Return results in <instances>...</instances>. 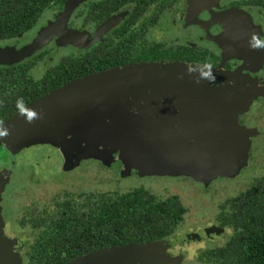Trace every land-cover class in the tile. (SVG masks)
I'll list each match as a JSON object with an SVG mask.
<instances>
[{"label":"rangeland","instance_id":"rangeland-1","mask_svg":"<svg viewBox=\"0 0 264 264\" xmlns=\"http://www.w3.org/2000/svg\"><path fill=\"white\" fill-rule=\"evenodd\" d=\"M220 1L210 0L208 3H202L197 7L198 13L204 10H207L209 14L210 11H216L217 7L214 4H218ZM242 12L232 9L222 14V20H225L222 24L227 27H237L248 22V25L244 26L247 30L248 28L249 30L250 28H255L248 35L247 40L243 42L244 51L242 54L250 56L249 46L251 48L262 46L261 37L263 29L254 25L253 17L247 13L242 15ZM185 14L184 24L192 16H195L194 12H191L189 9H186ZM222 31L224 34L226 33L225 30L222 29ZM99 34L100 31L96 34L94 41H98L103 37ZM87 38H89L87 34L84 36L74 33L60 38L58 45L78 46L80 41H85ZM228 38V36L221 37L222 40H227ZM97 41L89 42L86 48H89ZM152 89L151 80L142 78L118 84L115 87H110V89L104 88L99 91V95L105 98L107 95L124 94L125 91L140 92ZM240 101L241 99L237 100L238 103L236 105H231L226 109V115L229 119L237 112L236 118L239 134L237 133L235 138L238 146L233 147L231 150L222 147L220 150L206 149L207 151H203L205 152L203 155L206 156H219V159L223 160L227 165L236 161L235 157L238 155L237 153L245 155L246 151V163L233 177L222 175L212 178V176L206 173L192 170H188L190 174H194L191 176H186L187 174L177 176L147 174L145 168L154 160L164 159L167 162L171 160L178 164L173 163L176 169H183L184 164L185 167L192 164L189 159H186L189 153L193 156H203L195 146L188 149L180 145L176 150L168 149L164 151H161L159 147H152L156 141L170 142V133L174 132V128H167L154 122L151 123L149 118L154 117V114L150 112L138 115L133 120L124 121V129L129 130L127 136L122 135L118 124V119L125 114L124 110L121 111L118 108L120 105H104L112 109L107 114H104V116L101 115L102 112L98 111V109L89 114V110L83 102L77 105L76 109L68 115V118L57 117V112H53L39 121V123L45 124L40 127L41 133L39 134L43 141L37 144L33 142L31 145L32 149L30 148L19 154L23 148H26L22 136L12 138L6 145L5 143L0 145V147L7 146V149L14 155L18 153V156L14 159L15 169L18 170L16 172V180L9 191L10 198L13 197L14 192L17 193L20 184L23 186V198L18 197V203L15 201L16 199L10 202V212L13 215H17L25 210H30L32 207L39 208V204L41 205L40 208H43L45 205L46 207H51L52 203L50 206L48 205L51 200L61 202L67 198L66 196L77 197L80 194L113 191L123 193L137 187H144L160 199H166L171 195H178L184 206L188 209L185 225L178 230L173 239V243L178 250L176 253H173L174 255L169 254L167 251L163 257L160 254L156 256L157 258L149 260V262L150 264H181L185 255L184 264H198L195 260L196 256L199 250L205 248L206 244L194 240L188 242L186 240L187 235L191 234V232H198L199 229L208 226H213L211 232H218L219 229L215 227V215L219 211V205L230 198L238 196L253 185L256 180L264 177V97L255 98L251 96L247 100L249 103ZM125 103L127 108L130 106V109L139 106L137 105L139 101L136 102V105H132L128 101ZM248 111H251V113L247 118V123L250 122L251 126L258 127L257 132L251 129L247 130L246 127L239 123V117L248 114ZM179 131L184 136H188L183 131ZM37 132V126L33 127V130L27 136H34ZM211 134L215 140L222 138L221 143L227 138L226 135H218V137L214 133ZM252 134L256 136L252 137ZM74 136H77L76 139L73 138ZM185 138L194 139L193 136L184 138L176 136L173 140L184 142L187 140ZM104 139L113 141L115 149H96L94 153L91 152V157H87L88 151L84 149L86 145L90 141L98 144L104 141ZM51 140H56V143L53 145ZM244 142L245 150L243 147ZM99 153H109L112 155L111 159L105 161L106 167L111 166L115 159L114 156L118 157L117 162L123 168L121 176V171L118 172L120 169L118 165V170L112 168V170L107 172L95 163H87L89 160L100 161L101 159L97 157ZM6 160L8 159L0 149V161L5 163ZM188 161L189 163H187ZM202 163L205 164L204 161ZM0 208L2 209V207ZM11 213L0 217V264H16L17 262V256L7 249L11 241L4 234L5 231H3L4 225L6 227V220L10 217ZM4 217H7L5 221ZM23 235H20L19 238L30 243L31 238H27L25 234ZM230 236L231 233L227 232L224 233V237H221L220 240L217 239L218 242H223L218 244V247L225 245V241ZM160 244H163L161 247L165 248V250L168 248L164 242ZM146 264L149 263L147 262Z\"/></svg>","mask_w":264,"mask_h":264},{"label":"trees","instance_id":"trees-1","mask_svg":"<svg viewBox=\"0 0 264 264\" xmlns=\"http://www.w3.org/2000/svg\"><path fill=\"white\" fill-rule=\"evenodd\" d=\"M65 1L0 0V40L14 38L33 29L42 12L52 7H62ZM160 1L162 0L93 2L89 4L85 21L103 22L111 14L130 4L136 5L138 9L156 5ZM256 4L264 7L262 1ZM80 16L83 14L80 13ZM132 16L120 29L127 26ZM157 20L153 19L152 23ZM109 42L113 44L111 38L104 43ZM105 44L95 49L93 55H87L86 61L64 60L54 68V73L48 74L39 82L27 75H24L23 80H17L12 70L17 67L0 70V124L20 112L16 107L17 99H23L25 109L64 85L112 68L114 64L108 63L117 58L118 54L111 52L110 47L106 51ZM106 54L110 56L107 57ZM130 56L134 54L125 55V63L155 58L146 53H141L138 58ZM33 62L25 67L31 69L36 63ZM71 63L72 70L68 67ZM63 67L67 69L65 72ZM66 197L61 202L56 201L57 210L52 215L47 210L31 213L29 224L34 229L42 230L27 252L28 264H67L102 249L154 244L172 237L188 212L177 195L164 200L143 187L124 194L89 193ZM218 220L221 225L232 229L233 235L223 247L202 252L198 259L201 264H264V177L223 203Z\"/></svg>","mask_w":264,"mask_h":264},{"label":"flooded vegetation","instance_id":"flooded-vegetation-1","mask_svg":"<svg viewBox=\"0 0 264 264\" xmlns=\"http://www.w3.org/2000/svg\"><path fill=\"white\" fill-rule=\"evenodd\" d=\"M106 1L108 0H88L84 2L75 10L74 13H72L67 22L61 24H58V20L65 9L67 0L62 7H52L50 9H46L36 20V25L33 29L26 30L25 32L18 34L14 38H6L0 40V50L19 51L25 49L32 43H34V41L39 38L41 33H44L45 30L50 29L51 26H54L56 24L57 27H54V29L52 30L51 39L49 40V42L35 51L32 56L18 63H13L12 65H0V70H10V68L17 67L16 69H12L13 73L15 74L13 76L16 77L17 80H23L24 75H27L30 76L35 82H39L48 74L54 73V68L60 66L64 60L68 62L69 60L86 61L85 57L87 55H93L95 49H97L99 46L104 45L106 39L111 38V40H113V44L111 42L105 44V50L107 51L108 47H110L109 50H111V52L114 51L116 54H118V56L117 58H114V60H112L110 63H108V65L114 64V66L112 68H108L107 70L149 62L179 61L188 63H200L218 68L223 67V69L230 73H234L244 77H250V79L252 80H257L264 83V7L256 4V2H264V0H221L218 4H214L217 9L216 11H210V14L207 12V10H204L202 12L200 11V13H198L197 9V7L202 3H208L210 0H162L158 4L149 7L146 6V8L140 7L137 9L136 5L130 4L111 14L103 22L93 21L89 23L90 21H85V17L88 14L89 4L93 2ZM186 9H189L191 12L193 11L195 16H192L191 19L186 24H184ZM232 9L243 11L242 15H245V13L249 14L251 17H253L252 19L254 25L263 29L261 37L262 46H258L256 48H251L249 46L250 56H245V54H242L244 51L243 42L247 40L248 35L255 28H250V30L248 28L247 30V28H245L244 26H247L248 22L237 27H227L222 24L225 21L222 20V14ZM80 13H82L83 16H80ZM131 16L133 18L127 24V26L123 29H120ZM113 18H118V22L108 32H105V25L110 19ZM155 18H157L158 20L155 23H152L153 19ZM222 29L225 30V34ZM74 31L84 36L87 34L89 38H87V40L85 41H80V44L78 46L58 45V41L60 40V38H62L63 36L66 37L67 35L70 36ZM99 31V35H102L103 37H101L98 41L95 40L97 41L96 43L92 44L89 48H86V45L89 42H95L94 39H96V34H98ZM226 36L229 37L227 40L221 39V37ZM131 37H133L132 40ZM123 38H125V41L123 40ZM170 51L173 53H171ZM262 51L263 53H261ZM141 53H146L147 55H149V57L155 58H149L131 64L125 63V55L134 54V56L130 57L138 58ZM153 53H155L156 55L153 56ZM106 56L109 57L110 55L106 54ZM31 61H34L33 63H36L31 69H27L25 66L28 65ZM20 66L23 67L20 68ZM68 67H70V70H72L73 64L71 63ZM62 70L65 72L67 69L63 67ZM107 70H103L88 76H92ZM5 76L8 77L7 74H5ZM1 110L2 106L0 100V111ZM18 113L13 115L8 120L2 122L0 125L8 122ZM250 113L251 111H248V114L242 117L240 116L239 123L242 126L246 127L247 130L251 129L252 131L257 132L258 127L251 126L250 122L247 123V118L249 117ZM255 136V134H252V137ZM30 148L31 146L23 148L19 152V154H22L24 151H27ZM0 149L8 159L5 163L0 161V207H2V209L0 208V217H3L6 216V214L8 215L9 213H11L10 202L16 199L15 201H17L18 203V197L23 198V186L22 184H20L17 193L14 192L13 197L10 198L9 191L16 180V172L18 170L15 169L16 165L14 163V159L18 156V153L14 155L7 149V146H2L0 147ZM114 157L115 159L109 167H106L103 162L95 160H89L87 163H95L97 166L107 172H109V170H112V168L118 170L117 165L120 167L119 163L117 162L118 157ZM122 171L123 168L120 167V169L118 170V172H120V176L122 174ZM134 189L123 193L119 191L113 192L124 194ZM56 201L57 200H51L48 203L49 206L52 203L51 207H46L45 205L43 206V208H40L41 205L39 204V208L32 207L30 210H25L20 214L18 213L17 215H13L11 213L8 219L7 217H4V221L6 219L7 220L6 227L4 225L3 231H5L4 234L6 235V237L10 238L9 240L11 241V243L7 246V249L11 250V252L17 256L16 264H28L27 252H29L32 245L35 243L37 236L41 234V228L34 229L29 224V221L31 220V213H33L34 211L41 212L43 210H47L50 215H52L57 210ZM226 201H224L223 203H225ZM222 204L219 205V211L215 215V227L219 229V233L211 232L213 226H208L199 229L198 232H191V234L189 233L190 236L188 234L186 237V240H188V242L190 240H194L206 244L205 248H203L204 250H199L198 255L196 256L195 260L198 264H201L198 259L202 252L224 246L223 245L218 247V244L223 242L217 241V239L220 240L221 237H224V233H231V236L225 241L226 243L231 239L233 235V230L221 225L218 220V217L220 215V206ZM186 215L183 218V223L178 227L177 231L172 237L157 242H164L165 244H167L166 247L168 248L165 250L166 253L168 251L169 254L174 255L173 253L177 252L178 249L175 247L173 239L175 238L178 230L184 227L186 222ZM23 234H25L27 238H31L30 243H27L19 238L20 235L24 236ZM3 246L5 245L3 244ZM19 258L21 259V262L19 261ZM184 263L185 255L183 256V262L181 264Z\"/></svg>","mask_w":264,"mask_h":264},{"label":"water","instance_id":"water-1","mask_svg":"<svg viewBox=\"0 0 264 264\" xmlns=\"http://www.w3.org/2000/svg\"><path fill=\"white\" fill-rule=\"evenodd\" d=\"M86 1L88 0H67L58 24L67 22L72 13ZM117 22L118 18L110 19L105 25V32L113 28ZM54 27H57L56 24L41 33L39 38L25 49L19 51L0 50V65H12L32 56L35 51L49 42ZM74 33L77 32L74 31ZM142 78L151 80L152 90L125 91L124 94L107 95L105 98L99 95V91L104 88L110 89V87H115L118 84ZM251 96L255 98L264 97V83L252 80L250 77L230 73L223 67L179 61H158L120 67L76 80L35 101L26 107L23 113H18L8 122L0 125V131L7 130L6 135L0 136V145L4 143L6 145L12 138L18 136H22L25 147L31 146L33 142L36 144L42 142L43 140L39 136L40 127L45 124H41L39 121L53 112H57V117L68 118V115L76 109L77 105L83 102L87 106L89 114L98 109L103 116L112 110L104 105H120L118 108L121 111L124 110L125 114L118 119V124L122 135L125 136L128 135L129 130L124 129V121L133 120L136 116L148 112L154 114V117L149 118L151 123L174 128V132L170 133V142L156 141L152 145V147H159L161 151L176 150L180 145L188 149L195 146L201 155L205 153L203 151H207L206 149L220 150L225 147L231 150L238 146L235 136L237 133L239 134V128L237 126V112L230 117V120L226 115V109L231 105H236L239 99L244 103H249L247 100ZM127 101L131 102L132 105H136V102L139 101L137 104L139 106L131 109L128 106L127 108L125 103ZM28 112H34L35 116L29 118ZM36 126L38 132L34 136L28 137L27 134ZM179 130L188 136H184ZM211 133L217 136L226 135L227 138L221 143L222 138L215 140ZM176 136L182 138L193 136L194 139L185 138L187 140L184 142L174 141L173 138ZM76 137L73 138L76 139ZM51 143L54 145L56 140H51ZM114 146L113 141L104 139L98 144L90 141L84 149L88 151L87 157H91L96 149L111 150L115 149ZM243 147L245 150V142ZM237 154L236 161L229 165L219 159V156H193L189 153L186 159H189L192 164L186 165V167L184 164L183 169H176L174 164L178 165L177 163L171 160L167 162L164 159L154 160L145 169L147 174L162 176L186 174V176H191L194 174H190L188 170H192L206 173L212 178L222 175L233 177L246 163L247 158L246 151L245 155ZM97 157L105 163L112 158V155L99 153ZM199 181L201 180L199 179ZM158 255L161 257L166 255V251L160 243L137 244L107 248L67 264H146L147 262L150 264L149 260ZM19 261L21 262L20 258Z\"/></svg>","mask_w":264,"mask_h":264},{"label":"clouds","instance_id":"clouds-1","mask_svg":"<svg viewBox=\"0 0 264 264\" xmlns=\"http://www.w3.org/2000/svg\"><path fill=\"white\" fill-rule=\"evenodd\" d=\"M16 107L22 113L25 111L24 104H23V99L22 98L17 99V101H16ZM27 115H28L29 118H31V117L35 116V113L34 112H28ZM6 134H7V130L6 129L0 131V136L6 135Z\"/></svg>","mask_w":264,"mask_h":264}]
</instances>
